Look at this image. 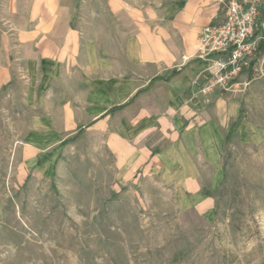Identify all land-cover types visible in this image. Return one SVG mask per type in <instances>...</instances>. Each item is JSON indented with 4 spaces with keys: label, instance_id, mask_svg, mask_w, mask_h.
<instances>
[{
    "label": "crops",
    "instance_id": "crops-1",
    "mask_svg": "<svg viewBox=\"0 0 264 264\" xmlns=\"http://www.w3.org/2000/svg\"><path fill=\"white\" fill-rule=\"evenodd\" d=\"M227 1L0 0V138L20 124L31 162L86 129L123 183L153 181L210 216L227 136L264 133L263 77L244 69L203 91L217 66L199 58L198 38L223 23Z\"/></svg>",
    "mask_w": 264,
    "mask_h": 264
},
{
    "label": "rangeland",
    "instance_id": "rangeland-1",
    "mask_svg": "<svg viewBox=\"0 0 264 264\" xmlns=\"http://www.w3.org/2000/svg\"><path fill=\"white\" fill-rule=\"evenodd\" d=\"M19 126L0 138V264H264V133H229L204 216L153 181L123 183L99 134L30 162Z\"/></svg>",
    "mask_w": 264,
    "mask_h": 264
},
{
    "label": "built area",
    "instance_id": "built-area-1",
    "mask_svg": "<svg viewBox=\"0 0 264 264\" xmlns=\"http://www.w3.org/2000/svg\"><path fill=\"white\" fill-rule=\"evenodd\" d=\"M226 5L223 23L205 27L198 38L199 58H214L217 66L204 92L230 87L244 69L264 78V10L243 0Z\"/></svg>",
    "mask_w": 264,
    "mask_h": 264
},
{
    "label": "trees",
    "instance_id": "trees-1",
    "mask_svg": "<svg viewBox=\"0 0 264 264\" xmlns=\"http://www.w3.org/2000/svg\"><path fill=\"white\" fill-rule=\"evenodd\" d=\"M178 73H179V72L175 71L172 75L175 76V75H177ZM251 73L254 74L253 71H251ZM168 79H170V78H168Z\"/></svg>",
    "mask_w": 264,
    "mask_h": 264
}]
</instances>
